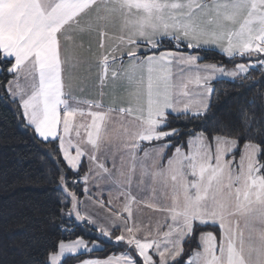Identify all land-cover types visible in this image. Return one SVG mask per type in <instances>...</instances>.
Instances as JSON below:
<instances>
[{"label": "snow or ice", "instance_id": "obj_1", "mask_svg": "<svg viewBox=\"0 0 264 264\" xmlns=\"http://www.w3.org/2000/svg\"><path fill=\"white\" fill-rule=\"evenodd\" d=\"M92 33L97 100L73 93L83 63L75 49ZM213 51L233 67L205 62ZM254 72L261 79L242 88L264 89V0H0V102L49 149L47 225L99 233L47 249L38 242L30 264H264V96L242 92L234 115L212 112L215 82L251 80ZM109 82L113 104L105 106ZM142 142L154 146L140 157ZM101 183L114 187L107 214L93 215L89 208H106ZM113 192L123 197L121 210H112ZM143 209L162 219L145 222ZM197 236L198 250L186 257L185 241ZM105 240L124 250L80 260L103 251Z\"/></svg>", "mask_w": 264, "mask_h": 264}, {"label": "trees", "instance_id": "obj_2", "mask_svg": "<svg viewBox=\"0 0 264 264\" xmlns=\"http://www.w3.org/2000/svg\"><path fill=\"white\" fill-rule=\"evenodd\" d=\"M205 62L223 63L228 68L233 66L215 51L206 53ZM5 74L0 73V83L4 82ZM251 76V80H237L235 84L224 80L215 82L212 112L217 116L227 113L234 115L238 111L236 97L242 92L249 100L257 92L264 96V89L259 84L250 91L241 87L261 79L260 72L251 73ZM15 111L11 104L0 102V264H30L31 258L36 255L38 242L42 249H47L61 238L65 241H74L78 236L87 240L99 238L96 232L82 226L77 227L71 235L54 232L48 227L45 216L52 210L53 186L47 179L50 163L43 157L49 149L30 139L32 133L24 128ZM171 153L169 150L167 156ZM81 172H85L84 162ZM77 191L82 198V187H78ZM38 229H43V232ZM205 231H213L219 238L218 228ZM198 243V236L185 241L186 257L198 249ZM124 247L112 241L104 242L103 251L84 253L80 260L120 254ZM76 263L78 261L75 258L65 261V264Z\"/></svg>", "mask_w": 264, "mask_h": 264}, {"label": "crops", "instance_id": "obj_3", "mask_svg": "<svg viewBox=\"0 0 264 264\" xmlns=\"http://www.w3.org/2000/svg\"><path fill=\"white\" fill-rule=\"evenodd\" d=\"M108 32L110 34L115 35V36L119 35V30L117 27L109 26ZM81 39L83 40V47L75 49V54L81 61H83V63L81 64V66L78 69H76L73 72V75L76 77L75 84L77 85L76 87L73 88V93H74V95H76L77 97H80V98H87V99H91V100L101 99V97L99 95L100 88L98 87L97 68H96V55L99 53V48L97 47V44L99 42V37L95 33H92V34H85L83 37H81ZM115 43H117L115 40L107 41L108 45H112ZM62 44H66V42L62 40ZM116 55L119 56V52H117ZM245 62H247V61L245 60ZM124 63H125V65L127 64V57L126 56L124 57ZM65 75H66L65 83H68L69 81L67 79V73ZM80 81H83V85H82L84 88L83 92L79 91ZM120 90L124 91L122 86L118 87L116 89V100L117 101L119 99L117 93ZM103 91L105 93V95L103 97V103L105 104V106H109V103H107L106 101L113 99V87H112L111 82H109L108 86H106L103 89ZM124 96H125V94H122L119 97L122 99ZM117 107H119V106H117ZM109 127H111V126L109 125ZM153 146H154V144L153 145L148 144L147 146L145 144L143 149L153 147ZM143 149H142V151H143ZM171 155H172V153L169 156H171ZM118 157L119 156H117V162L119 161ZM164 161L166 162L167 158L164 159ZM83 162H84L85 172H86L87 168H88V160L86 157L84 158ZM147 163L150 165L149 161ZM111 166H112V163H111V160H109L108 161V167L111 168ZM113 187H114L113 185L108 184V183H101L100 184V188L104 189L103 200L105 201L106 208L100 209L98 205L95 206L94 208H89L88 210L92 211L93 215H94V212H96V211H100L103 214H107V206H108V201L110 199L109 194H108V190L112 189ZM92 190H93L94 195L98 192V189H96L94 186H93ZM97 198L99 199V196ZM81 199L82 200L84 199V195L82 196ZM111 199L115 205L116 201H117L116 200L117 196H116L115 192H113ZM119 201H123V197H120ZM85 202H87V201H85ZM112 210L116 211L115 207ZM245 235H247V233H245ZM86 259H88V258H86ZM93 259H95V258H93ZM76 264H79V262Z\"/></svg>", "mask_w": 264, "mask_h": 264}, {"label": "rangeland", "instance_id": "obj_4", "mask_svg": "<svg viewBox=\"0 0 264 264\" xmlns=\"http://www.w3.org/2000/svg\"><path fill=\"white\" fill-rule=\"evenodd\" d=\"M229 68H231V67H229ZM118 101L116 100L115 101V106H120L122 103H124V101H123V99H121L119 96H121L122 94H125V92L124 91H119L118 93ZM126 95V94H125ZM125 97V96H124ZM123 97V98H124ZM107 103H109V105H112L113 104V99H111V100H108V101H106ZM124 106H126V104L124 105ZM145 144H146V146L149 144L148 142H142V147H141V150L139 151V156L140 157H142L143 156V151H142V149H143V147L145 146ZM118 160H119V157H118ZM150 162V161H149ZM117 163H119V161L117 162ZM164 163L166 164V162L164 161ZM112 167V166H111ZM117 201H116V204H115V210L116 211H118V210H121L120 209V206L122 205V202L123 201H119V199H116ZM86 204L88 203V202H85ZM83 210V209H82ZM96 212H100V211H96ZM96 212H94V215H95V213ZM101 213V212H100ZM143 213H144V215H143V219L145 220V222H147L148 221V219H149V217H151L152 218V220H153V222L155 221V219H157V218H161L162 219V217H160V214H157V213H153L152 212V210L151 209H143ZM134 215H135V212H134ZM257 227H260L259 225H257ZM117 233H119V232H117ZM98 235H99V233H97ZM119 235V234H118ZM105 242H109L108 240H105ZM112 242H114V241H112Z\"/></svg>", "mask_w": 264, "mask_h": 264}]
</instances>
